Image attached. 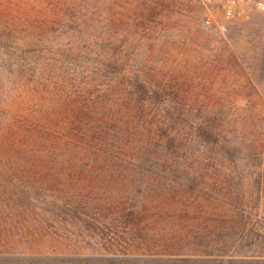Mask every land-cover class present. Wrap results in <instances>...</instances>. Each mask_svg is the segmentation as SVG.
Returning a JSON list of instances; mask_svg holds the SVG:
<instances>
[{"label": "rangeland", "instance_id": "obj_1", "mask_svg": "<svg viewBox=\"0 0 264 264\" xmlns=\"http://www.w3.org/2000/svg\"><path fill=\"white\" fill-rule=\"evenodd\" d=\"M256 1L260 7L248 5L228 20L214 8L207 12L200 0H0V264H109L108 259L117 261L110 255L146 253L148 247L125 242L115 228L113 234L102 227L93 231V214L119 219L125 203L133 202L152 223L170 217L175 226L178 213L169 211L179 201L187 208L200 203L198 219H210V202L202 198L227 188L231 202L237 205L243 194L246 206L235 216L243 230L234 250H258L264 241L259 228L264 227V181L256 193L252 178L261 170L259 154L264 155V0ZM206 12L209 24L203 21ZM88 40L99 41L93 46ZM119 70L121 80L114 76ZM135 80L163 87L164 94L135 105L129 98L142 97L125 94ZM100 93L112 97L118 112L112 111L121 117L139 111L148 119L178 116L219 124L211 134L215 145L205 148L190 127L182 128L192 133L178 169L186 171L185 184L193 170L207 168L204 181H194L198 188L178 190L147 180L144 184L160 187L122 193L108 171L93 178V166H100L84 165L87 153L69 157L60 134L67 138L75 118H98L97 110L88 112L86 97ZM128 99L133 112L124 104ZM254 152L253 165L246 167L240 158ZM227 153L235 164L226 163ZM59 157L70 161L53 162ZM261 175L264 179V171ZM199 221L179 224L182 237L213 225ZM192 247L200 254L206 250Z\"/></svg>", "mask_w": 264, "mask_h": 264}, {"label": "trees", "instance_id": "obj_2", "mask_svg": "<svg viewBox=\"0 0 264 264\" xmlns=\"http://www.w3.org/2000/svg\"><path fill=\"white\" fill-rule=\"evenodd\" d=\"M88 41L90 45L97 46L99 40ZM261 71L262 73L264 72L263 69ZM114 76L120 80L124 77V75H120V70L115 72ZM135 87L137 92H132L131 89H135ZM108 90L110 91H104L106 93L112 92V89ZM133 93H138L142 97V99L137 96L129 98L137 105L138 102L142 103L146 98L151 99L153 97L152 99H158L164 94V89L160 86H153L152 88L144 81L135 80L131 88L129 87L125 90L126 95ZM129 99L124 104L130 112H133L134 104L131 103L129 107ZM68 100L71 102V99ZM68 100L65 101V105L68 103ZM86 100L88 101L86 104L90 106L88 112L97 110L98 118L95 116L92 119L75 118L72 123L73 126L71 125L68 128V131L71 132L66 134L67 138L65 139L61 134L59 138L64 139V149L69 154V157H73V154L76 152H85L87 154H83V159L88 164L85 163L84 165L88 166L89 169L94 164L100 166L98 170H94L93 166V178L98 179L99 176L101 177V173L104 174L105 171H108L109 179L116 181V186L120 188L122 193H127L126 191L134 193V189L138 187L140 190L137 191V194L139 192L140 194H145L160 187V185L144 184L147 180H152L156 184L166 182L167 184L174 185L178 190L189 188L190 191L198 188V186L194 187L195 180L204 181L202 177L203 175H207V168H204L206 172L203 170H199L198 172L193 170L189 182L184 184L183 174L186 171L182 169L184 172L180 173L181 169H178V167L182 168L184 166L186 160L185 146L191 130L194 132V136L191 134L192 137L199 145H215L216 139L211 134L213 132L212 129L218 127L219 124L216 123L215 125L209 119H201L198 122L191 120L189 122V119L184 120L178 116L174 119L163 117L148 119L139 113V111L134 117L131 114L126 115L127 117H121L120 114L112 111H117L118 106H116V103L109 94L105 96L100 93L97 97H86ZM105 111H109L108 116L105 114ZM184 124L191 128L190 132L182 131ZM66 129L67 126L58 128L60 132ZM8 130L11 132V127ZM57 140L59 141V139ZM206 146H203V148ZM232 157V154L227 153L224 157L226 163L235 164ZM259 157H262L260 158L262 161L259 162L260 165L262 164L260 166L261 170L255 174L256 177L252 178L256 193L261 192V183L264 181L261 175V171H264V155L259 154ZM255 158L254 152L247 154L246 158L242 157L240 159L243 160L246 167H250L253 165ZM60 161L65 162L70 160L69 158L59 157L54 159L53 162ZM210 170L215 171V168L210 166ZM109 182L113 187V182L110 180ZM207 186L212 187V183ZM242 188L241 190H243ZM117 189L114 190V193H119V190L116 192ZM220 192L222 194H214L213 196L202 198L207 203L210 202V205H208V207H211V213H209L211 214L210 219L205 216L198 219L200 203L193 204L187 208V206L179 201L180 206L173 207L169 211L170 214L172 211L178 213L175 217L177 225L173 226L170 217L167 218V220L169 219L168 222H166L167 220L158 219L152 223L150 221V214H145L143 206L139 209L136 204L130 202L125 203L129 205L124 209L121 208L123 209V214L119 216V219L108 218L107 215L102 214H97V216L93 214L96 223L92 222V229L96 231V229L102 227L106 228L108 234H113L114 230L111 229L115 228L117 234L122 239H126L125 242H133L138 247L143 246L149 249V251L142 254L123 253L110 255L112 260L117 261L108 259L109 264H113V262L115 264H204L205 261L220 264L218 260L220 258H226V264H264V241L258 246V250L255 248L251 251L248 250V252L234 250L236 245L234 244V240L240 236L241 230H243L238 226L239 220L235 218L236 214L242 216V213L245 212L246 206L243 194L238 197V204L235 205V203L229 200L231 196L228 194L230 193L229 188L222 189ZM195 196L197 195L193 194L192 197ZM196 198L199 199V196ZM256 198L258 201L261 195L256 194ZM255 208H257V205ZM117 210L119 209L115 207L114 211ZM139 211L143 212L140 213ZM120 214L121 211L117 212V215ZM99 217L105 219L107 222L101 223ZM187 219L193 220V223L196 221L195 225L201 222L199 220H212L213 225L210 230L203 228L204 230H200V232L190 229L188 233H191L189 234L191 236L186 235L187 239H185L186 236L182 237L181 233H179L180 228H177V226L181 224L180 226L182 227L187 222ZM262 225L264 226V222ZM260 226L259 228L264 232V227ZM198 228H202V226ZM255 233L261 236V233L258 231H255ZM192 246L203 247L206 250H203L200 254L196 250L197 248L195 249ZM230 249H232V254L227 253ZM99 256H106V254H99ZM96 261L99 262L98 264H101V261Z\"/></svg>", "mask_w": 264, "mask_h": 264}, {"label": "built area", "instance_id": "obj_3", "mask_svg": "<svg viewBox=\"0 0 264 264\" xmlns=\"http://www.w3.org/2000/svg\"><path fill=\"white\" fill-rule=\"evenodd\" d=\"M200 2L205 6L207 12L208 8H214L228 20L238 17L248 5L257 8L261 6L260 2L256 0H200ZM207 12L203 19L205 24L211 22Z\"/></svg>", "mask_w": 264, "mask_h": 264}]
</instances>
